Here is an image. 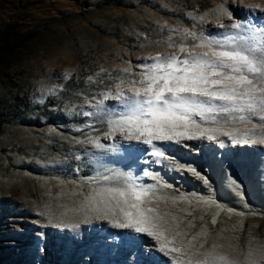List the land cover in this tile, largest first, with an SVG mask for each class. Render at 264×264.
<instances>
[{
  "label": "rangeland",
  "instance_id": "rangeland-1",
  "mask_svg": "<svg viewBox=\"0 0 264 264\" xmlns=\"http://www.w3.org/2000/svg\"><path fill=\"white\" fill-rule=\"evenodd\" d=\"M257 4L264 8V0H0V264H163L173 256L186 260L194 250L190 241L196 248L221 245L243 260L249 247L264 245V144L258 141L232 143L217 134L215 140L158 142L171 158L164 159L149 155L147 145L116 137L121 150L104 154L106 169L156 186L163 199L153 206L169 213L170 222L176 217L181 233L169 245L179 249L171 256L161 252L150 261L144 255L158 249L153 239L78 210L79 193L88 191L83 182L108 174L91 159L99 150L81 142L89 136L114 142L104 137V117L82 114L91 110L85 98L115 92L123 75L118 69L137 72L149 55L179 54L182 42L190 47L185 30L223 38L234 22L264 27V12L248 8ZM80 66L86 76L75 84L79 99L43 109L65 74ZM250 129L237 122L227 130ZM145 170L159 179L143 176Z\"/></svg>",
  "mask_w": 264,
  "mask_h": 264
},
{
  "label": "snow or ice",
  "instance_id": "snow-or-ice-1",
  "mask_svg": "<svg viewBox=\"0 0 264 264\" xmlns=\"http://www.w3.org/2000/svg\"><path fill=\"white\" fill-rule=\"evenodd\" d=\"M248 8L251 12L257 9L264 12L258 4ZM218 11L231 19V13L224 9ZM230 27L233 31L225 33L223 38H209L185 30V39L194 41L190 47L182 42L178 45L179 54L149 55L144 64L137 65L140 69L137 72L130 67L118 69L123 75L116 77L115 92L106 89L99 93V99L85 98L91 110L82 114L104 117L107 124L104 137L114 142L104 144L99 137L91 136L81 142L99 150V154H90L91 159L108 174L99 173L83 182L88 191L79 193L82 196L80 212L108 219L116 228L147 235L154 240L153 246L158 245V250L167 256L179 251L169 247L181 235L177 231L179 225L173 223L176 217L170 222L169 213H161L158 205L153 206L154 201L163 199L153 191L156 186L138 183L139 177L131 173L106 169L104 154L121 150L117 136L123 141L147 145L149 155L164 159L171 158L158 142L215 140L219 134L230 137L232 143L264 144V27H245L235 22ZM65 78H70V74L66 73ZM93 79L94 76L88 77L90 82ZM110 100L117 102L118 109L108 106L106 102ZM253 118H258L259 123H253ZM237 122L250 124L251 129L243 133L227 130ZM188 170L195 173V169ZM143 176L159 179L158 174L147 170ZM58 226L79 227L78 224ZM170 234L172 240L168 238ZM201 234L206 235V231ZM222 247L213 243L207 249L203 244L196 248L190 241L189 248L194 250L186 253L187 259L173 256L172 260L174 264H264V245L255 250L249 247L243 260L228 256Z\"/></svg>",
  "mask_w": 264,
  "mask_h": 264
},
{
  "label": "trees",
  "instance_id": "trees-1",
  "mask_svg": "<svg viewBox=\"0 0 264 264\" xmlns=\"http://www.w3.org/2000/svg\"><path fill=\"white\" fill-rule=\"evenodd\" d=\"M111 4V3H107ZM82 71V66L77 68L75 72L65 81H61L60 83V91L57 95L53 98H50L46 104L43 106V109L50 108L51 106H58L59 108L62 107L67 101H77L79 98L77 97L76 92H78V87L75 84L78 81H81L85 78L86 75H80ZM54 100H58L59 102L55 103ZM47 113H45L46 115ZM213 168L216 170L215 174L218 171L219 167V160L212 162Z\"/></svg>",
  "mask_w": 264,
  "mask_h": 264
},
{
  "label": "bare ground",
  "instance_id": "bare-ground-1",
  "mask_svg": "<svg viewBox=\"0 0 264 264\" xmlns=\"http://www.w3.org/2000/svg\"><path fill=\"white\" fill-rule=\"evenodd\" d=\"M144 242L150 243L151 240L147 239V237H146V239H145ZM159 255H161V252L158 249L155 248L153 250H150V252L148 254L144 255V257L148 258L151 261V260H153L155 258H158ZM169 263L170 264H174V262L171 259L168 262L165 261V263H163V264H169ZM136 264H140V263L139 262H136Z\"/></svg>",
  "mask_w": 264,
  "mask_h": 264
}]
</instances>
